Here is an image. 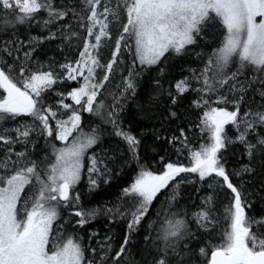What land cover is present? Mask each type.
I'll return each mask as SVG.
<instances>
[{"label":"snow or ice","instance_id":"obj_1","mask_svg":"<svg viewBox=\"0 0 264 264\" xmlns=\"http://www.w3.org/2000/svg\"><path fill=\"white\" fill-rule=\"evenodd\" d=\"M141 231L139 264H264V0H0V264H128Z\"/></svg>","mask_w":264,"mask_h":264},{"label":"trees","instance_id":"obj_2","mask_svg":"<svg viewBox=\"0 0 264 264\" xmlns=\"http://www.w3.org/2000/svg\"><path fill=\"white\" fill-rule=\"evenodd\" d=\"M208 50L210 51V49ZM197 51H199V49H197ZM105 59H107V51H105ZM192 66L195 67L196 65L193 64ZM95 119L96 118L94 117H90L88 113H83L82 125L85 131H88L89 124ZM123 120H124L125 128L131 127V129L138 135L143 133V145L141 148V155L147 156V157L155 156V154L152 152V148L155 145L153 144V137L151 135V128L153 127V124H155V122L142 118V115L138 111L135 104H131V103L125 109ZM96 122L98 123V121ZM155 126L159 127L158 124H155ZM109 131H111L110 128H109ZM193 131L195 132V136H192L190 134L191 139H192V145L193 147H198L199 141L196 139V137L199 135V133H198V130L196 129H193ZM104 140H105V143L114 144L116 142L115 137L105 136ZM57 144L59 145V142H57ZM159 150H160L159 147H157V151ZM160 154L164 155L163 152H161ZM155 158L157 160L159 159L158 157H155ZM172 159L175 160L176 157L172 156ZM181 159L183 163L188 164L187 159H185L184 157H181ZM229 161H230V166H236V167H239L243 163H247L246 157H240L239 155L230 157ZM137 171L138 169H136L135 166L133 165L131 169L126 170L125 172L121 173L119 177L113 179L109 185H102L101 188L98 190V192L93 194V196L90 198V201L85 202L84 204L85 208L90 207V206H95L96 204H101L106 201H110L111 204L117 203L116 197L119 195L121 188L126 187L127 184L132 182V180L135 178L137 174ZM193 187H194L193 185H187L183 189V196L184 198L191 196V201H195L196 204H199V199L197 197V194L193 192ZM191 201H188V202L191 203ZM181 203L182 204L185 203V199H182ZM226 203L227 202L225 201V204ZM193 210H195V208H193ZM219 211L223 213L224 211L223 207H220ZM109 229L112 230V234L116 238L117 242H119V240L121 239V237L123 236L125 232V224L123 221H120V220H117L113 224H108L107 218L104 216H101L97 220L92 221L90 225V230H98L101 236H103L106 232H108ZM144 234L145 233L141 231L134 235L133 237L134 243L131 246V251H130L129 256L126 258L128 261V264H139V261L142 255Z\"/></svg>","mask_w":264,"mask_h":264}]
</instances>
